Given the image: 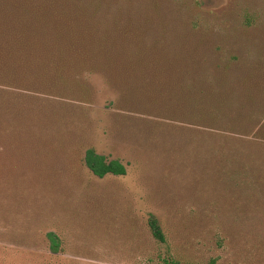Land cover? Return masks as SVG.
<instances>
[{"label":"rangeland","instance_id":"rangeland-1","mask_svg":"<svg viewBox=\"0 0 264 264\" xmlns=\"http://www.w3.org/2000/svg\"><path fill=\"white\" fill-rule=\"evenodd\" d=\"M3 5L0 264H264V0Z\"/></svg>","mask_w":264,"mask_h":264},{"label":"trees","instance_id":"trees-1","mask_svg":"<svg viewBox=\"0 0 264 264\" xmlns=\"http://www.w3.org/2000/svg\"><path fill=\"white\" fill-rule=\"evenodd\" d=\"M11 2V0H7V4H9ZM25 3V2H24ZM33 3V2H32ZM36 3H33L32 5H35ZM25 6L29 7V5ZM0 7H4L0 6ZM46 10H42V9H37L35 7L32 6L31 12H30V16H33V19L30 22V26H36L34 23L39 21V16L43 13H45ZM54 12V11H52ZM5 17L7 18L6 20L1 19L4 27L7 26V23L11 24V21L13 23H15L16 21L14 20V18L7 12V10L5 9L3 11V13H0V18ZM19 21V20H18ZM16 26H21L22 30L27 27L26 24H22L21 23H16ZM37 28V27H36ZM84 164L86 165V167L96 176L98 177H103L106 174H114V175H124L126 173V168L125 166L120 163L118 160L116 159H110L108 160L106 158V156L102 155V154H98L94 148L89 147L85 150V154H84ZM148 227L149 230L151 232V235L153 236V238L160 244L164 245L166 247V251L163 253V255L160 256V261L162 264H193L187 261H183L180 260L179 258H176L174 255H172L168 248H167V240H166V236L164 234V232L162 231V228L158 222V219L153 216L150 215L149 219H148ZM49 239H50V247L51 249L55 250L58 247V240L56 238L55 235H53V233H49L48 234Z\"/></svg>","mask_w":264,"mask_h":264}]
</instances>
